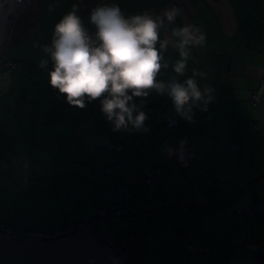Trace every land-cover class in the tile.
Segmentation results:
<instances>
[{"label":"crops","instance_id":"1","mask_svg":"<svg viewBox=\"0 0 264 264\" xmlns=\"http://www.w3.org/2000/svg\"><path fill=\"white\" fill-rule=\"evenodd\" d=\"M78 1L84 12L77 11L76 14L85 29L94 30L90 13L98 6L118 4L127 18L145 12L162 15L172 3H177L181 13L173 24L165 21L161 38H169L173 28L194 24L206 36V42L203 46L191 47L183 75L173 71L172 66L180 57L170 43L164 52L168 68L161 69L157 80L183 83L193 77L194 71L203 73L194 79L202 93L205 86L212 88L213 99L207 104L198 102L192 108V120L189 121L175 111L167 94L160 95L152 90L148 97H134L132 101L137 111H143L147 116L143 127L135 129L129 125L126 129L113 130L114 125L101 112L99 99L91 103L86 101L84 108L71 107L66 96L49 84L50 70L28 68L40 64L42 59L53 64L43 48L51 45L55 25L72 11L73 0H27L11 25L0 61V191H12L16 201L27 198L33 217H51L60 222L61 213L53 214L61 208L56 200L59 199L64 206V219L69 223L81 221L73 218V199L86 198L88 194L93 196L92 187L76 192L73 183L68 184L67 174L76 152L72 155L66 152L69 158L66 165L57 158L56 152L68 149V138L73 136L74 146L80 145L81 153H94L95 167L108 180L100 199L96 197L101 205L111 201V189L117 182H126L134 193L148 190L146 176L149 173L160 183L159 197L142 204L134 212L129 240L117 238V243L116 239L114 242L106 236L132 261L135 245L144 241L149 233L176 228L189 233L188 224L174 223L172 217L186 219L189 223L198 218L220 219L222 223L216 227L226 230L224 237H236L225 227L233 223L236 232L241 233L238 243L255 246L257 239L252 237L264 226V0ZM16 61L24 62V65L11 64ZM255 94L260 97L258 106L253 104ZM174 119L179 122L174 133L190 139L188 146L183 144L181 148L182 141L160 128ZM257 121L260 123L258 130L246 136L245 128L252 127ZM170 136L172 138L168 140ZM93 141L101 153H96ZM235 143L241 145L237 151L232 149ZM109 144H113L114 149L101 151ZM114 163L122 165L120 174L107 171ZM157 168H160L159 172ZM74 172L72 182L76 170ZM216 172L230 176L231 181L210 186L206 178ZM241 183L261 187V217L244 221L235 214L238 203L252 199L250 187H243L239 185ZM29 188L32 190L27 191ZM5 195L7 193L0 192V222L14 224L19 215L18 207L10 206V197ZM19 207L23 210L20 215L27 213ZM172 208L178 211L173 212ZM78 211L83 212V207L79 206ZM197 213L199 215L194 216ZM164 215L167 216L163 219ZM157 219L160 221L154 224ZM249 230H252L251 236L246 233ZM191 235L189 233L199 242L214 243L217 252L220 240L208 242ZM213 236L211 232V238ZM181 259L183 264L188 259L183 251L177 252L170 263L180 264Z\"/></svg>","mask_w":264,"mask_h":264},{"label":"clouds","instance_id":"2","mask_svg":"<svg viewBox=\"0 0 264 264\" xmlns=\"http://www.w3.org/2000/svg\"><path fill=\"white\" fill-rule=\"evenodd\" d=\"M76 13L77 6L73 5L72 11L55 25L51 45L43 48L53 62L49 84L66 96L69 105L84 108L86 101L99 99L101 112L112 122L113 130H120L129 125L135 129L143 127L147 116L137 111L132 101L134 97H148L152 90L167 94L175 111L189 121L198 102L207 104L213 99L212 88L205 86L202 93L194 79L203 73L194 71L193 77L183 83L157 80L161 69L168 68L164 52L170 43L180 57L172 66L173 71L183 75L191 47L206 42V36L194 24L173 28L169 38H161L165 21L173 24L181 13L179 8L173 6L162 15L145 12L126 18L118 4L98 6L90 13V22L96 27L94 39ZM46 64V60L40 61L41 68Z\"/></svg>","mask_w":264,"mask_h":264},{"label":"rangeland","instance_id":"3","mask_svg":"<svg viewBox=\"0 0 264 264\" xmlns=\"http://www.w3.org/2000/svg\"><path fill=\"white\" fill-rule=\"evenodd\" d=\"M28 52V50H27ZM7 63V62H5ZM7 65V64H6ZM28 66V64L26 65ZM99 117V115H98ZM96 117V118H98ZM95 118V117H93ZM96 120V119H95ZM98 122V121H96ZM95 123V121H94ZM105 135V134H104ZM106 137V135H105ZM70 142H68V149H62V150H57L58 152V159L61 161H64L65 165L69 161V158L67 156L66 152H76L75 153V161L72 162V166H69V171L70 173H67L70 182L68 183L71 185L75 186V191L80 192V189H84L86 187H92V193L88 194L86 198L84 197H79V199H73V210H74V220L75 219H80V220H85V219H92L96 216L97 210L101 207V203H99L96 199L98 196V199L100 198V195L102 191H105L107 187L108 180L105 179L104 174L98 170L97 167H95V158H94V153L88 152L86 155L81 153L79 147L80 145L77 146V148L74 146L75 145V139L73 136H70L68 138ZM93 148H95L96 153H101L99 152L100 148L96 145V141H93ZM71 146H73V149H71ZM63 147V146H61ZM88 149V148H87ZM93 163V166L91 163ZM62 169V168H61ZM76 170V176L74 181L72 182L71 180L74 178L75 171ZM60 176V175H59ZM101 183H100V182ZM32 189L29 188L27 191H31ZM2 194L7 193L6 196L10 197L11 203L16 204L18 207L19 215L16 219V222L14 223L13 227V232L15 235L21 237V236H26L27 233L30 232H41V233H49L50 231H53L52 228L59 229L63 226H65L66 223H69V220L64 219V206L61 205V202L58 201L59 199H56L59 205L61 206L60 209L55 211L53 214H60V222L58 220H55L54 218L48 217L47 219H42L38 217H33L31 215V210L30 206L27 203V198L23 199L21 201H16L15 196L11 195L12 191L8 190H1L0 191ZM2 197V198H4ZM245 205L251 204L253 202V198L251 201L249 200L248 202L244 201ZM19 206H22L24 209H26L27 213H25V216L20 215L21 208ZM53 207H56L54 203H52ZM78 206L83 207V212L78 211ZM173 212L178 211L176 208H172ZM189 214V213H188ZM45 215V214H44ZM42 214L41 217H44ZM199 215L197 213L194 216ZM167 215L162 216L163 219L166 218ZM205 215H203L204 217ZM242 218H244V221L247 220L248 218L252 217H245L244 215H239ZM259 218V217H256ZM57 219V217H56ZM162 219V218H160ZM174 219V223L176 222H183L185 225H189V233L192 235L194 234L197 236L199 239H202L204 241L210 242L211 239L213 240H220V246L217 249V252L215 253V256H206V255H196L192 257L191 259H187V262L185 264H264V260H259L257 257L252 256V255H245L246 250L251 251L250 246L239 244L238 240L239 236L241 235L240 231L236 232L235 229V224H226L225 227L227 228V232L229 234H236V237H233L232 235L224 237L226 230H219L216 226L221 222L220 219H210V218H203L194 221H186V219L180 220L177 218L172 217ZM78 221V220H75ZM160 220L157 219L155 220L154 224H157ZM234 223H237L235 221ZM1 224V223H0ZM225 223H223L224 225ZM58 227V228H57ZM51 229V230H49ZM96 229L101 232L104 236H118L119 232L115 231L112 229L109 225L106 224H99L96 226ZM171 231V232H170ZM170 232V233H168ZM211 232L213 233V237L211 238ZM252 230L247 231L249 236ZM191 235V236H192ZM260 238L262 241V244L260 246L264 247V232L262 231H257V234H254L252 238ZM183 235L179 234L175 229L170 230V229H164V230H159L156 232L149 233L147 237H145L144 241H142L138 247L133 250L132 255L134 256L135 259L140 260L143 264H171L170 261L172 257H174L177 252L180 251L179 245H181L183 241ZM252 240V239H251ZM197 241V240H195ZM198 244L200 245H207L208 243L204 242H199L197 241ZM235 248V250L240 251L242 253L241 256H235L230 254V249ZM134 261V260H133ZM183 260L181 259L180 264L182 263Z\"/></svg>","mask_w":264,"mask_h":264},{"label":"water","instance_id":"4","mask_svg":"<svg viewBox=\"0 0 264 264\" xmlns=\"http://www.w3.org/2000/svg\"><path fill=\"white\" fill-rule=\"evenodd\" d=\"M27 0H0V61L11 25ZM0 264H137L95 228L82 226L48 236L30 232L18 237L0 224Z\"/></svg>","mask_w":264,"mask_h":264},{"label":"trees","instance_id":"5","mask_svg":"<svg viewBox=\"0 0 264 264\" xmlns=\"http://www.w3.org/2000/svg\"><path fill=\"white\" fill-rule=\"evenodd\" d=\"M187 2L191 1V0H186ZM73 5L77 6V11L79 13H83L84 9L82 8V6L80 5V2L78 0H73ZM175 3V2H174ZM173 4V3H172ZM177 4V3H176ZM88 29V28H87ZM91 31H94V29H90ZM90 36V35H89ZM91 37V36H90ZM95 38V37H94ZM93 38V39H94ZM20 63V65H24V62H20V61H16L13 64H15V66H18V64ZM28 68L32 71H41L42 69H48V70H53V64L48 63L41 68L40 64H32L30 66H28ZM63 95V94H61ZM71 107H73L72 105H70ZM175 120V119H174ZM173 120H171L170 122H168L166 125L160 127L162 130L166 131L168 135H172L174 134V137L180 141L183 142L184 145L188 146L191 141L190 139H188L186 136H184L183 134H179V133H174L176 126L178 125V123L171 127L169 129V125L171 124ZM252 135V134H251ZM246 136H250V135H246ZM171 136L168 137V140H171ZM238 145V149H240L241 145L239 143H237ZM112 149H114L113 144H109L106 147H102L101 151H111ZM233 149V147H232ZM234 149V151H237ZM107 171L109 173H121L122 172V165L118 164V163H114L110 166L107 167ZM160 171V168H157V172ZM215 175V176H214ZM150 178V181H148ZM231 181V177L230 176H226L223 174H220L218 172L208 176L206 178V182L210 185V186H214L216 184H223V183H229ZM146 183L148 186V190L142 193H134L131 188L129 187V185L124 182V181H120L115 183V185H113L112 189H111V201L109 203H105L103 205H101V207L97 210V214L94 218L92 219H85V220H81L78 222H72V223H66L65 226L54 230L55 228H52L53 233H60L62 230H64V228H66L67 230L70 229H74L75 227H77L79 224L81 223H93L95 224L97 221H99L98 224H95L93 226V228L96 229V226L99 224H106L109 225L112 229H114L115 231L119 232L118 236H107L110 237L112 240L116 239V242L118 243V239L123 238L126 240H129L128 236H129V232L130 230L133 228V214L134 212L144 203L151 201L155 198L159 197V191H160V183L156 182L153 178V175L151 173H149L146 176ZM243 187H250V191H251V195L253 198V202L251 204H256L258 207V212H250V211H240L239 206L243 205L246 206L243 203H238L236 210H235V214L237 215H244L245 217H252V218H256V217H261L262 215V208H261V202L259 199V193L261 190V187L257 184H249V183H241L239 184ZM100 199V198H99ZM248 204V205H251ZM10 206L14 207L17 205L16 204H10ZM79 207V206H78ZM21 210V214H22ZM102 211H106L108 212L107 214V218L109 220L106 219V217H101L99 215L100 212ZM119 211L121 213V215H118L117 219H110V217L116 216V212ZM25 216V214H23ZM18 217V216H17ZM122 218L123 221L119 220V218ZM264 220V218H263ZM1 225H3L7 230H12L13 232V227L12 225L14 224H9V223H5V222H0ZM151 224V222H150ZM58 228V227H57ZM1 229V228H0ZM51 230V229H50ZM174 230V229H173ZM176 231L183 235V241L181 243V245H179L180 251H183L187 254L188 259H191L192 257L196 256V255H206V256H215V246L214 243H208L207 245H200L197 243V241H195L192 237L189 236V233L181 228H176ZM263 232H264V226H263ZM14 233V232H13ZM56 233V234H57ZM15 234V233H14ZM28 234V233H27ZM45 234V233H43ZM17 236V235H16ZM25 236V235H24ZM19 237V236H18ZM23 237V236H21ZM118 238V239H117ZM128 238V239H127ZM255 239V238H254ZM256 240V239H255ZM115 242V240H114ZM186 243V246L184 244ZM193 243L195 248L198 250L197 252H193L190 249V244ZM261 243V239L258 237L257 238V242L254 243L255 246L251 247L250 245L247 244H243V245H247L250 246L249 248H251L250 252L249 250H246L245 255H252L257 257L259 260H264V247L260 246ZM139 244L135 245V248L138 247ZM185 246V247H184ZM183 247V248H182ZM230 254L235 255V256H241L242 253L240 251L235 250V248L230 249ZM134 262L136 263H141L143 264L140 260L133 258Z\"/></svg>","mask_w":264,"mask_h":264},{"label":"built area","instance_id":"6","mask_svg":"<svg viewBox=\"0 0 264 264\" xmlns=\"http://www.w3.org/2000/svg\"><path fill=\"white\" fill-rule=\"evenodd\" d=\"M173 6L179 8V5L176 4V3H173V4H172V7H173ZM85 30H86V32L88 33V35H90L92 38L95 37L96 30H94V31H91L90 29H85ZM11 64H13V63H11ZM259 101H260V97H259V95L255 94V95L253 96V104H254V106H258ZM177 123H178V120H176V119L173 120V121L171 122V124L168 126L169 129H170L171 127L175 126ZM259 127H260V123H259L258 121L255 122V123L253 124L252 127L248 126L247 128H245V133H246V135H251L253 132H256V131L258 130ZM232 147H233V149L237 150V149H238V145H237V143L232 144ZM214 176H215V175H214ZM148 181H150V178H149ZM239 209H240V211H246V210H247V211H250V212H253V211L258 212V207H257V205L254 204V203L251 204V205H246V206L241 205V206H239ZM107 214H108V212H106V211H102V212L99 213V215H100L101 217H106V219L109 220V219L107 218ZM118 215H121V213H120L119 211L116 212V216L110 217V219H111V218H112L113 220H114V219H117V218H118ZM119 220L123 221V219H122L121 217L119 218ZM98 223H99V221H97L95 224H98ZM95 224H93V223H86V224L81 223V224H79V225H78L77 227H75V228H80V227H82V226H88V227H90V228H93V226H94ZM1 227L4 228L3 225H1ZM75 228H74V229H75ZM70 230H73V229H70ZM67 231H69V230H67L66 228H64V230H62L60 233L67 232ZM56 233H57V232H56ZM56 233L49 232V233H45V235H48V236H54V235H56ZM57 234H58V233H57ZM190 249H191V251H193V252H197V251H198V250L195 248V246H194L193 243L190 244ZM135 263H136V262H135ZM137 264H141V263H137Z\"/></svg>","mask_w":264,"mask_h":264},{"label":"flooded vegetation","instance_id":"7","mask_svg":"<svg viewBox=\"0 0 264 264\" xmlns=\"http://www.w3.org/2000/svg\"><path fill=\"white\" fill-rule=\"evenodd\" d=\"M1 20V19H0ZM1 23V22H0Z\"/></svg>","mask_w":264,"mask_h":264}]
</instances>
